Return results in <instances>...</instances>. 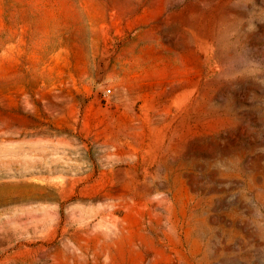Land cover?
<instances>
[{
	"label": "rangeland",
	"instance_id": "rangeland-1",
	"mask_svg": "<svg viewBox=\"0 0 264 264\" xmlns=\"http://www.w3.org/2000/svg\"><path fill=\"white\" fill-rule=\"evenodd\" d=\"M0 264H264V0H0Z\"/></svg>",
	"mask_w": 264,
	"mask_h": 264
},
{
	"label": "bare ground",
	"instance_id": "bare-ground-1",
	"mask_svg": "<svg viewBox=\"0 0 264 264\" xmlns=\"http://www.w3.org/2000/svg\"><path fill=\"white\" fill-rule=\"evenodd\" d=\"M50 168H51V167H50ZM50 168H49V169H50ZM47 169H48V168H47ZM52 170H53V167H52ZM25 180H26V179H25ZM19 182H20V181H19ZM20 183H21V182H20ZM26 183H27V182H26ZM15 184H16V183H15ZM27 184H29V183H27ZM17 186H18V185H17ZM19 189H20V188H19ZM36 189H37V188H36ZM20 190H21V189H20ZM24 190H25V189H24ZM29 190H30V188H29ZM26 191H28V190H26ZM19 192H20V191H19ZM24 192H25V191H24ZM22 193H23V192H22ZM27 193H28V192H27ZM34 193H35V192H34ZM23 194H24V193H23ZM20 195H21V194H20ZM31 195H32V194H31ZM22 196H23V195H22ZM22 196H21V198H22ZM46 197H47V196H46ZM19 198H20V197H19ZM19 198H18V199H19ZM48 199H49V198H48ZM15 200H17V199L15 198ZM38 200H39V199H38ZM41 200H42V199H41ZM24 201H25V200H24ZM47 201H48V200H47ZM20 202H21V201H20ZM36 202H37V201H36ZM13 203H14V201H13ZM35 208H36V207H35ZM35 208H34V209H35ZM46 208H47V207H46ZM30 211H31V210H30ZM49 212H51V211H49ZM51 213H52V212H51ZM51 213H50V214H51ZM50 214H49V215H50ZM25 215H26V214H25ZM40 215H41V214H40ZM31 216H32V215H31ZM36 216H38V215H36ZM36 216H34V217H36ZM43 216H44V215H43ZM41 220L43 221V219H41ZM48 220H49V219H48ZM43 224L45 225V223H43ZM43 227H45V226H43ZM46 228H47V227H46Z\"/></svg>",
	"mask_w": 264,
	"mask_h": 264
},
{
	"label": "built area",
	"instance_id": "built-area-1",
	"mask_svg": "<svg viewBox=\"0 0 264 264\" xmlns=\"http://www.w3.org/2000/svg\"><path fill=\"white\" fill-rule=\"evenodd\" d=\"M108 92H109V90H108Z\"/></svg>",
	"mask_w": 264,
	"mask_h": 264
}]
</instances>
